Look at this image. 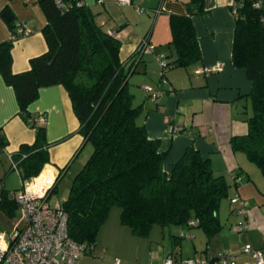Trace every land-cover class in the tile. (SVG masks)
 <instances>
[{"label": "trees", "instance_id": "1", "mask_svg": "<svg viewBox=\"0 0 264 264\" xmlns=\"http://www.w3.org/2000/svg\"><path fill=\"white\" fill-rule=\"evenodd\" d=\"M38 3L46 17L41 30L46 50L31 58L29 69L21 72L12 70L11 49L13 41L24 35L19 32L24 25L17 21L9 5L0 11L11 33L10 39L0 42V74L14 89L19 115L36 128L34 141L21 144L10 154L11 169L19 171L23 182L38 176L49 163L45 128L30 122L35 115L30 114L28 105L36 99L40 87L61 84L78 118V132L92 146L61 204L69 236L88 245L84 254L93 252L99 229L114 206L120 208V223L136 237H148L153 226L198 228L208 240L218 235L223 228L218 211L229 195L230 184L192 145L186 146L167 168L168 149L162 150L160 140L149 137L145 126L137 122L142 104L133 105L128 86L143 46L122 61L120 40L97 23L96 13L82 0ZM263 3L264 0H234L230 6L235 15L231 62L244 70L251 84L238 99L246 98L251 112L245 118L247 132L232 136L229 142L232 151L244 153L264 177ZM186 9L185 15L169 14L171 40L166 45L172 55L165 56L162 76L167 68L187 67L201 60L193 17L206 12L204 0H188ZM7 143L0 128V149ZM61 175L58 172L53 188ZM232 178L234 184H239L236 175ZM0 189L3 191L1 183ZM8 192H2V202L16 206ZM238 201L239 197L235 203ZM193 237L191 232L173 235L172 246ZM167 255H172L175 262L173 253Z\"/></svg>", "mask_w": 264, "mask_h": 264}, {"label": "crops", "instance_id": "2", "mask_svg": "<svg viewBox=\"0 0 264 264\" xmlns=\"http://www.w3.org/2000/svg\"><path fill=\"white\" fill-rule=\"evenodd\" d=\"M82 1L92 10L95 7L102 8L98 10L95 19L105 31L115 33V37L120 40L119 57L125 61L136 53L145 38H149L156 46H165L171 40L168 15L187 14L188 0H152L151 4L148 3L147 8L150 11L145 18L151 25L150 31L145 35L132 25L124 5L113 0ZM233 3L234 0H204L206 12L193 17L201 60L194 63L192 68L195 71L204 65L221 63V69L208 75L194 73V77H185L184 81H181L178 74V77L169 80L174 92H167L166 85L162 89L165 90L164 93L158 99L152 100L146 95L149 103L142 104V111L138 116L149 137L159 139L162 150L168 149L167 168L182 155L186 146L192 145L210 159L216 174L224 176L230 188L228 197L222 200L218 211L223 228L218 235L208 240L203 232L188 229L186 226H176L175 233L169 226H153L148 237L156 231V237L160 235L162 241L166 239L167 247L155 243L154 240L137 242L139 247L136 253H145L147 264H162L170 252L175 255L174 264H180L182 258L193 255L216 261L223 253L233 257L228 264H255L253 257L244 252L245 245L249 244L252 249L264 248V177L250 162H244L243 158L232 151L229 142L232 136L247 132L245 118L248 114L242 112L241 102L248 100L238 98L251 87L244 70L234 67L231 62L235 15L230 6ZM130 4H133L132 0ZM5 5H9L17 21L27 29L26 34L13 41L11 49L13 72L25 71L30 67V59L46 50V42L41 32L46 24V17L38 0H0V11ZM10 38V30L0 18V42ZM150 53H154L156 59L160 55H172L168 47H154ZM139 62L140 60L136 61L135 67ZM149 72L144 67V73ZM18 111L14 89L0 74V128L8 141L2 151L8 158L21 144H31L35 139L36 128L27 124ZM28 111L32 115L44 117L39 126L45 128L48 143L49 163L44 166L45 171L37 181L53 171L65 174L70 169L69 163L77 161L76 156L85 143L78 132L79 121L66 89L61 84L40 87L36 99L28 105ZM176 127L182 128L181 131H177ZM232 175L237 176L239 184H234ZM2 189L0 233L7 236L23 225V214L18 205L2 202V192L9 191L3 185ZM7 194L11 199L10 193ZM235 195H238L239 201L232 204L230 199ZM241 200L247 206L245 212L240 214L235 209L242 206ZM107 219L99 229L93 252L81 256L77 264H116V260L117 264H121V260H124L115 256L112 261L110 244L100 238L103 231H108L107 237L112 239V232L106 229ZM186 232L193 233L194 237L182 240L178 246H172L171 236ZM136 256L135 260H138ZM262 258L264 264V253ZM124 263L126 264V260Z\"/></svg>", "mask_w": 264, "mask_h": 264}, {"label": "built area", "instance_id": "3", "mask_svg": "<svg viewBox=\"0 0 264 264\" xmlns=\"http://www.w3.org/2000/svg\"><path fill=\"white\" fill-rule=\"evenodd\" d=\"M60 0H56L59 3ZM100 2V0H99ZM119 5L130 4V0H117ZM139 8V7H138ZM140 9V8H139ZM19 32L26 34L27 29L19 28ZM112 36H115L113 31H108ZM143 46L142 51H152L153 47L149 44L147 38L140 43ZM139 46V47H140ZM157 62L161 70L166 68V59L164 55L157 58ZM222 64L204 65L197 68L195 74L208 75L218 72ZM166 84V81L164 80ZM167 92L173 93L172 86H167ZM145 93L152 99L156 100L164 93L165 90L157 87L143 85ZM44 121L42 115H37L32 119V122L39 125ZM177 131L182 128L176 127ZM41 173L34 178H30L22 182L19 192L12 191L14 202L20 207L23 214V225L19 229H15L9 235L5 236L0 233V264H77L78 260L88 249L86 243H78L73 240L67 230V215L62 205L50 206L47 202L49 192L52 190L58 172L53 171L47 177L41 178ZM238 197L231 199L235 203ZM241 207L238 212H245L247 203L241 200ZM244 252L250 254L255 264H263V249H252L247 244L244 247ZM233 257L230 254H220L216 261L208 262L201 256H193L181 260V264H228ZM118 263V260L115 261ZM163 264H174L172 255H167L164 258Z\"/></svg>", "mask_w": 264, "mask_h": 264}, {"label": "rangeland", "instance_id": "4", "mask_svg": "<svg viewBox=\"0 0 264 264\" xmlns=\"http://www.w3.org/2000/svg\"><path fill=\"white\" fill-rule=\"evenodd\" d=\"M116 1L117 0H113ZM133 4H127L124 5L125 12L129 14L132 25L136 26L137 31L140 33L143 32V35L146 34V32L150 29L151 23L148 22V19L145 18V15H147L150 11V8L148 9V3H152V0H132ZM140 6V9L137 8ZM94 8V7H92ZM101 8V7H100ZM102 9V8H101ZM99 8H94L93 11H95L96 15H98V10H101ZM169 17V15H168ZM100 20V19H99ZM145 27L146 30H145ZM145 30V31H144ZM150 31V30H149ZM149 41V38H147ZM149 44L154 48L157 49L160 48H167V45H154L149 41ZM151 51L146 50L141 54L140 62L137 64V66L134 68V72L131 73L129 76V91L133 94V105L137 106L144 103H149V99L146 98V93L144 89L142 88L143 85L151 86L152 88L156 89L157 87L163 89L164 86L169 85V80L173 77H178V74L180 75L181 81L185 80V77L188 78L194 77V69L192 68V65L187 67H172L167 68L164 72V75L162 76V70L157 62V59L154 55V53H150ZM144 67L146 70H149L150 72L147 74L144 73ZM153 71V73H151ZM164 80L166 81V84L164 83ZM148 96V95H147ZM149 97V96H148ZM243 104V105H242ZM245 104V105H244ZM241 108L242 110L245 109L246 112L249 114L251 112V106L249 101L242 100L241 102ZM245 107V108H244ZM137 122L141 124L140 119H137ZM92 151V146L89 142H85L76 156L77 160L76 162H70L69 163V171H67L65 174H62L60 178L58 179L55 187L49 192L47 197V202L50 206L54 207L56 205L62 204V202L66 199L69 193V189L71 186V182L73 180V175L78 169L83 165L84 161H86ZM236 154L243 158L244 162H250L246 158L245 154L242 152H236ZM80 161V162H78ZM71 164V165H70ZM255 170L260 172V170L257 168V166L253 163H249ZM260 174V173H259ZM0 182L1 184L8 189L9 191H16L19 192L21 189V177L19 174V171L17 169H11L10 166V160L5 155V153L0 149ZM119 213L120 208L117 206H114L107 219L106 223V229L110 230L113 234L112 239H109L107 237L108 231H103L101 240L105 241L106 243L110 244L111 248V256L112 261L114 257H118L120 259L126 260V264L136 263V264H147V256L145 253H136L137 249L139 247V243L137 242H149V240H154L157 244H163L165 247H167L166 239L165 241H162V238L156 237V231H154L150 237L147 239L140 238L134 236L128 227L122 226L119 223ZM172 228L174 233L176 232L177 228L176 226H169ZM160 228V227H156ZM104 229V230H106ZM158 230V229H155ZM193 230L197 232H202L198 228H193ZM188 240L186 238H183V241ZM169 247V246H168ZM118 253V255H116ZM137 255V256H136ZM135 256L138 258V260H135ZM124 260H121V264H125Z\"/></svg>", "mask_w": 264, "mask_h": 264}]
</instances>
